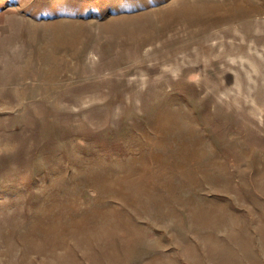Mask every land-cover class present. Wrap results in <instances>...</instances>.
I'll use <instances>...</instances> for the list:
<instances>
[{"label":"rangeland","instance_id":"1","mask_svg":"<svg viewBox=\"0 0 264 264\" xmlns=\"http://www.w3.org/2000/svg\"><path fill=\"white\" fill-rule=\"evenodd\" d=\"M260 172L264 0H0V264H264Z\"/></svg>","mask_w":264,"mask_h":264},{"label":"bare ground","instance_id":"2","mask_svg":"<svg viewBox=\"0 0 264 264\" xmlns=\"http://www.w3.org/2000/svg\"><path fill=\"white\" fill-rule=\"evenodd\" d=\"M221 5V4H220ZM214 6H216V5H213V7ZM206 8V7H205ZM219 8V7H218ZM207 9V8H206ZM225 9V8H224ZM216 13V12H215ZM59 37V36H58ZM174 132V131H173ZM170 140H172L171 138H170ZM200 140H202L201 138H200ZM246 140H247V138H246ZM192 141V140H191ZM204 141V140H203ZM202 142L201 141H197L196 143H195V145H197V147H199V146H201L202 144H201ZM204 143V142H203ZM176 144V143H175ZM251 144V143H250ZM181 145H182V143H181ZM205 145V144H204ZM183 146V145H182ZM255 146V145H254ZM257 146V145H256ZM174 147V146H173ZM211 147V146H210ZM172 148V147H171ZM199 148H201V147H199ZM174 149V148H173ZM195 149H193V148H191V147H183L177 154H176V156H175V159H174V163L177 165V166H182V165H184L186 162V160L188 159V158H190L191 156H199V154H200V152H198V153H195ZM188 152V153H187ZM204 153V152H203ZM248 153V152H247ZM214 154V153H213ZM245 154V153H244ZM172 155H173V153H172ZM204 155V154H203ZM217 155V154H216ZM246 155V154H245ZM157 157V156H156ZM168 157V156H167ZM205 157V156H204ZM216 157V156H215ZM245 157H247V156H245ZM164 158V157H163ZM217 158H219L218 156H217ZM205 159V158H204ZM245 159V158H244ZM195 160V159H194ZM221 160V159H220ZM223 160V159H222ZM221 160V161H222ZM132 161V160H131ZM130 161V162H131ZM162 161V160H161ZM203 161H205V160H203ZM220 161V162H221ZM224 161V160H223ZM207 162V161H206ZM205 162V163H206ZM209 162V161H208ZM218 162H219V159H218ZM219 162V163H220ZM225 162V161H224ZM132 163V162H131ZM130 164V163H129ZM161 164V163H160ZM168 164V163H167ZM170 164V163H169ZM203 164V163H202ZM171 165V164H170ZM107 167V166H106ZM127 167V166H126ZM133 167V166H132ZM187 167V166H186ZM208 167V166H207ZM212 167V166H211ZM198 168V167H197ZM209 168V167H208ZM104 169V168H103ZM101 170L102 172L105 170ZM130 169V168H129ZM181 169V168H180ZM211 169H214V168H211ZM100 170V169H99ZM151 170V169H150ZM201 170V169H200ZM262 170V169H261ZM260 170V171H261ZM122 171V170H121ZM133 171V170H132ZM152 171V170H151ZM164 171V170H163ZM166 171V170H165ZM125 172V171H124ZM177 172V171H176ZM214 172V171H213ZM212 172V173H213ZM90 173V172H89ZM105 173H106V170H105ZM130 173H132L131 171H130ZM135 173V172H134ZM96 174V173H95ZM123 174V173H122ZM129 174V173H128ZM133 174V173H132ZM144 173L142 172V174L141 175H143ZM203 174V173H202ZM207 176H208V178H207V181H211V182H214V183H218V181H219V177L218 176H215V175H212L211 173H210V171L209 172H206L205 173ZM214 174V173H213ZM264 173H259L257 176V178H259V177H261L262 178V176H264L263 175ZM97 175V174H96ZM140 175V174H139ZM140 175V176H141ZM181 175V174H180ZM183 175V174H182ZM199 174H197L195 171L194 172H191V173H188V174H186V176L187 177H189L190 179H191V181H192V183L193 184H197V176H198ZM204 175V174H203ZM124 176V175H123ZM135 176H136V174H135ZM138 176V175H137ZM139 176V177H140ZM118 177V176H117ZM134 178V179H136V177H134V176H130V175H127V177H126V180H130V179H132V178ZM229 177V176H228ZM91 179H92V181H93V183H95L98 187H99V189L101 190V193L103 194L104 192H109V190L110 189H108L109 187V185H108V181L107 180H103L104 182H103V184L102 183H99V181H102V179L100 178V177H97V176H93V177H90ZM142 178V177H141ZM260 178V179H261ZM121 179H122V176H121ZM139 179V178H138ZM231 179V178H230ZM260 179H256L255 181H254V183H256L257 184V186H260L261 188H263L264 189V181L263 180H260ZM264 179V178H263ZM120 180V179H119ZM75 181V180H74ZM135 181V180H134ZM138 181V180H137ZM136 181V182H137ZM81 182V181H80ZM118 181H116L115 182V184L117 183ZM131 183L133 182V181H130ZM139 182V181H138ZM137 182V183H138ZM174 182V181H173ZM111 183V184H110ZM110 186H112V184H114L112 181H110ZM175 183V182H174ZM83 184V183H82ZM188 184V183H187ZM191 184V183H190ZM142 185V184H141ZM78 186V185H77ZM80 186V185H79ZM138 186H140V185H138ZM164 187H165V185H164ZM184 187V186H183ZM202 187V186H201ZM171 188V187H170ZM258 188V187H257ZM120 189V188H119ZM119 189L117 190V191H119ZM165 189V188H164ZM173 189H174V187H173ZM128 190V189H127ZM255 190V189H254ZM170 191V190H169ZM180 191V190H179ZM119 193H123V191L122 190H120L119 191ZM176 193V192H175ZM130 194H132V192L130 193V191L129 192H127V193H123V195H124V197H128ZM150 194V193H149ZM169 194V193H168ZM180 194V193H179ZM170 195V194H169ZM135 196V195H134ZM143 196V195H142ZM160 196V195H159ZM262 196V195H261ZM156 198V197H155ZM168 199H169V197H167ZM178 198V197H177ZM179 198H180V196H179ZM264 198V197H263ZM148 199V198H147ZM250 199V198H249ZM162 200V199H161ZM175 200V199H174ZM252 200V199H251ZM106 201V200H105ZM131 201V200H130ZM140 201V200H139ZM149 201H150V199H149ZM165 200H163V202H164ZM172 201V200H171ZM176 201V200H175ZM68 202V201H67ZM100 202V201H99ZM151 202V201H150ZM154 202H155V199H154ZM162 202V201H161ZM160 201L157 203L158 205H160L159 203H161ZM162 202V204H164ZM149 203V202H148ZM105 204V203H104ZM154 204H156V202L154 203ZM217 204V203H216ZM97 205V204H96ZM101 205H103V204H101ZM135 205V204H134ZM144 205V204H143ZM173 205H175V204H173ZM173 205H168V206H173ZM212 205V204H211ZM57 206V205H56ZM63 206V205H62ZM65 206V205H64ZM98 206H99V204H98ZM146 206V205H145ZM157 206V205H156ZM162 206V205H161ZM164 206H165V204H164ZM168 206H166V208H168ZM176 206V205H175ZM209 206H210V204L209 203H206V205L202 208V209H208L209 208ZM50 207V206H49ZM53 207V206H52ZM79 207V206H78ZM85 207V206H84ZM87 207V206H86ZM125 207V206H124ZM142 207V206H141ZM48 208V207H47ZM57 208V207H56ZM89 207H87L86 209H88ZM49 210H50V208H48ZM124 209V208H123ZM141 209V208H140ZM143 209H146V208H143ZM90 210V209H89ZM147 210H148V208H147ZM158 210V209H157ZM161 210V209H160ZM169 210V209H168ZM167 210V211H168ZM174 210V209H173ZM220 210V209H219ZM51 211V210H50ZM53 211V210H52ZM69 211V210H68ZM164 211H166V209H164ZM169 211H172L171 209L169 210ZM199 211H201V207H199V209H197V211H195V212H199ZM45 212V211H44ZM48 211L46 210V212L43 214V215H47L46 213H47ZM62 212V211H61ZM60 212V213H61ZM116 212V211H115ZM123 212H125V211H123ZM127 212V211H126ZM43 213V212H42ZM51 213V212H50ZM49 213V214H50ZM73 213H74V210H73ZM84 213V212H83ZM121 213H122V211H121ZM137 213V212H136ZM143 213V212H142ZM215 213H216V211H215ZM53 214H54V212H53ZM113 214V213H112ZM217 214V213H216ZM51 215V214H50ZM61 215H62V213H61ZM82 215V214H81ZM143 215H144V213H143ZM190 215V214H189ZM192 215V214H191ZM190 215V216H191ZM52 216V215H51ZM130 216H132V215H130ZM214 216V215H213ZM50 217V216H49ZM111 217H112V215H111V213L110 214H108L107 216H105V217H103L102 219H103V222L105 221V222H107L108 223V226H110V224L112 223L111 222ZM123 217V216H122ZM121 217V218H122ZM129 217V216H128ZM140 217V216H139ZM43 218V217H42ZM109 218V219H108ZM124 218V217H123ZM218 218V217H217ZM57 219V218H56ZM55 219V220H56ZM112 219H114V218H112ZM118 219H120V218H118ZM128 218H126V220H127ZM208 219V218H207ZM219 219V218H218ZM49 220V219H48ZM73 220V219H72ZM124 220V219H123ZM63 221V220H62ZM101 221V220H100ZM119 221V220H118ZM122 220H120L119 222H121ZM128 221V220H127ZM221 221V220H220ZM219 221V222H220ZM74 223H77V224H79V223H81L80 222V220L79 221H73ZM114 222V221H113ZM196 222V221H195ZM107 223H104L105 224V226L107 225ZM122 223V222H121ZM40 224V223H39ZM69 224V223H68ZM205 224V223H204ZM216 224V223H215ZM200 225V224H199ZM58 226V225H57ZM75 226V225H74ZM202 226V225H201ZM222 226V225H221ZM41 227L43 228V230H45V231H47V232H51L50 231V228L48 227V222L45 220H43L42 222H41ZM256 227V226H255ZM111 228V227H110ZM130 228V227H129ZM132 228V227H131ZM207 228V227H206ZM38 229V228H37ZM106 229H108L107 227H106ZM79 230H81V234H83L84 236H80L79 234H78V240H79V243L81 242V241H86L87 239H88V237L89 236H86L87 234H91V233H94L95 231V229L93 228V227H87L86 226V228L85 227H82L81 229H79ZM209 230V229H208ZM257 231V230H256ZM257 232H259V231H257ZM38 233V232H37ZM42 233V232H41ZM261 233V232H260ZM95 234V233H94ZM242 234V233H241ZM116 235H118V234H116ZM213 235V234H212ZM237 235V234H236ZM50 236V235H49ZM135 236V235H134ZM35 237V236H34ZM97 237V236H96ZM104 237V236H103ZM95 238V237H94ZM109 238V237H108ZM208 238V237H207ZM212 238V237H211ZM210 238V239H211ZM214 238V237H213ZM96 239V238H95ZM101 239V238H100ZM228 239V238H227ZM63 241H64V239H63ZM127 241V240H126ZM209 241V240H208ZM243 241V240H242ZM87 242H90V241H86V242H83L84 244H87L88 245V243ZM234 242V241H233ZM78 243V242H77ZM114 243V242H113ZM123 243V242H122ZM156 243H157V241H156ZM160 243V242H159ZM158 243V244H159ZM99 244V243H98ZM264 244V243H263ZM36 245V244H35ZM38 245V244H37ZM78 245V244H77ZM79 245H81V244H79ZM160 245V244H159ZM98 246V245H97ZM212 246H214V245H212ZM38 247V246H37ZM88 247V246H87ZM154 247H157V245H155ZM78 248H79V246H78ZM117 248V247H116ZM43 249V248H42ZM123 249V248H122ZM264 249V248H263ZM41 250V249H40ZM126 250V249H125ZM77 251V250H76ZM104 251V250H103ZM114 251V250H113ZM248 251V250H247ZM61 252V251H60ZM102 252V251H101ZM119 252V251H118ZM231 252V251H230ZM28 253V252H27ZM62 253V252H61ZM87 253V252H86ZM117 253V252H116ZM50 254V253H49ZM90 254V253H89ZM55 255H57V252H56V254ZM58 255H60V254H58ZM70 255V254H69ZM253 255V254H252ZM258 255V254H257ZM54 256V255H53ZM61 256V255H60ZM104 256V255H103ZM214 256V255H213ZM51 257V256H50ZM91 257V256H90ZM227 257V256H226ZM231 257V256H230ZM58 258V257H57ZM63 257H61V259H62ZM71 258V257H70ZM92 258V257H91ZM95 258V257H94ZM10 259V258H9ZM53 259V258H52ZM59 259V258H58ZM24 260V259H23ZM54 260V259H53ZM93 260V259H92ZM105 260V259H104ZM46 261V260H45ZM48 261H50V260H48ZM61 261V260H60ZM68 261V260H67ZM108 261V260H107ZM106 261V262H107ZM229 261V260H228ZM2 262V261H1ZM14 261L12 260V263H13ZM17 262V261H16ZM22 262V261H21ZM28 262H29V260H28ZM54 262V261H53ZM75 263V262H74ZM3 264V263H2ZM10 264V263H9ZM18 264V263H17ZM56 264V263H55ZM109 264V263H108ZM234 264V263H233Z\"/></svg>","mask_w":264,"mask_h":264}]
</instances>
